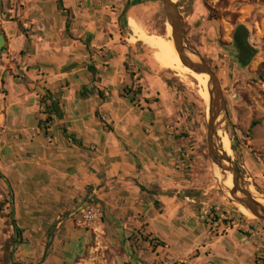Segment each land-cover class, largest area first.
<instances>
[{
    "label": "crops",
    "instance_id": "crops-1",
    "mask_svg": "<svg viewBox=\"0 0 264 264\" xmlns=\"http://www.w3.org/2000/svg\"><path fill=\"white\" fill-rule=\"evenodd\" d=\"M118 1L62 0L69 33L57 0H11L17 21L0 22L12 50L0 59V174L13 192L18 227L37 241L39 264H74L84 239L76 219L90 201L122 238L141 241L157 227L158 236L173 232L209 245L190 205L193 151L164 119L166 86L150 81L135 56L137 43L122 42ZM128 87L142 88L136 103L123 97ZM48 93L64 116L45 124L41 99ZM232 232L222 237L230 242L223 256L240 246Z\"/></svg>",
    "mask_w": 264,
    "mask_h": 264
},
{
    "label": "rangeland",
    "instance_id": "rangeland-1",
    "mask_svg": "<svg viewBox=\"0 0 264 264\" xmlns=\"http://www.w3.org/2000/svg\"><path fill=\"white\" fill-rule=\"evenodd\" d=\"M128 1H118L117 8L121 13ZM175 3L184 18L188 40L221 85L227 114V122L220 126L222 135H226L224 152L240 171L243 181L264 198V0H175ZM14 5L11 0H0V22H6L7 27L17 21L8 11ZM163 12V0H132L127 15L121 18L123 29L120 33L124 44L137 43L135 56L151 76L150 81L166 86L164 119L177 132L179 141L184 142L187 149L193 148L189 157L194 180L188 192L194 203L190 205L195 224L202 225L210 234L209 245L203 249L204 239L188 236L180 240L173 232L171 237L163 236L161 232L158 236V228L153 226V235L142 237L141 241L122 238L108 225L102 208L90 201L89 206L98 207L101 215L86 220L80 212L76 227L83 230L84 239L75 247L73 263L136 264L131 257L133 251L139 264H262L264 222L248 216L242 207L225 195L210 164L207 150L208 86L202 79L188 77V81H182L172 71L159 70L154 60L156 51L143 42L132 41L134 31H143L161 40L162 45L174 48L170 41L172 36H167L169 32ZM242 25L248 29L249 43L256 50L247 66L239 62L233 41L235 31ZM6 30L10 31L9 28ZM3 34H6L5 29L0 26V35ZM3 48L0 59L12 53L8 45ZM22 54L26 52L22 51ZM1 63L5 66L7 61ZM253 122L257 124L250 128ZM181 195L186 194L181 192ZM13 203V192L0 174V264H39L32 253L36 247L35 238L29 240L23 233L21 242L13 243L16 223ZM155 208L162 214L165 212L160 204H155ZM59 222L60 219L52 225L53 232ZM230 231L233 232L229 237L233 234L240 246L223 256L224 245L230 242L222 237ZM232 241L236 242L235 239ZM47 246H50L48 242ZM235 255L241 259L239 262Z\"/></svg>",
    "mask_w": 264,
    "mask_h": 264
},
{
    "label": "water",
    "instance_id": "water-1",
    "mask_svg": "<svg viewBox=\"0 0 264 264\" xmlns=\"http://www.w3.org/2000/svg\"><path fill=\"white\" fill-rule=\"evenodd\" d=\"M131 4L132 0H129L123 9L121 18L127 15ZM163 8L166 25L171 27L172 42L179 59L184 66L194 73L206 74L209 77L207 88L209 90L207 150L214 176L222 191L232 202L249 211L253 215V219L264 222V205L257 202V199L250 190L251 187L243 181L240 171L235 167L234 162L222 150L220 145V135H222L220 126L221 123L227 122L226 104L222 89H220V82L200 53L188 40L185 32L184 18L180 14L178 5L173 0H163ZM248 36V29L243 25L237 28L233 36L236 52H238V60L244 66L249 65L256 55V50L250 45ZM5 44L4 35H0V57L4 51L3 47H5ZM188 54L194 56L197 61H192L188 57ZM229 177L232 178V187L228 186ZM131 255L132 260L136 264H139L140 262L133 251Z\"/></svg>",
    "mask_w": 264,
    "mask_h": 264
},
{
    "label": "bare ground",
    "instance_id": "bare-ground-1",
    "mask_svg": "<svg viewBox=\"0 0 264 264\" xmlns=\"http://www.w3.org/2000/svg\"><path fill=\"white\" fill-rule=\"evenodd\" d=\"M173 1L175 2V0H173ZM137 28H139V27H137ZM167 30L169 32V34H167V36L170 38L171 37V27L169 25L167 26ZM132 41L133 42H136V41L143 42L146 46H148L152 50L156 51L154 54V60L156 62V67L159 70L164 71V72L165 71H172V72L176 73L177 76L181 78V80L183 79L185 81H188V77H193V78L199 79V80L202 79L204 81V83L208 86V83H209L208 75L196 74L192 70H190L189 68L184 66L183 63L181 62V60L179 59V56H178L177 52L175 51V48L162 45L161 40L156 39L154 37H150V35L146 34L143 31H134ZM170 41L174 47V44H173L171 39H170ZM188 57L192 61H197V59L192 55L188 54ZM220 138H221L220 139L221 148L223 151H225L226 135H220ZM228 186L232 187V178L231 177H229V179H228ZM250 190L254 194V197L257 199V202L264 205V199L262 197H260L259 195L255 194L253 192L252 188ZM243 210L246 212V214L248 216H250L251 218L253 217V215L249 211H247L244 208H243Z\"/></svg>",
    "mask_w": 264,
    "mask_h": 264
},
{
    "label": "trees",
    "instance_id": "trees-1",
    "mask_svg": "<svg viewBox=\"0 0 264 264\" xmlns=\"http://www.w3.org/2000/svg\"><path fill=\"white\" fill-rule=\"evenodd\" d=\"M57 4H58V9L59 12H61L65 17H66V32L69 33L70 31V24H71V20H70V12H68V10H66L63 6L62 0H57ZM126 68L128 70V66L126 64ZM90 72L92 73V75L95 77L97 75V71L95 70L94 67H90ZM131 77H134V74L131 75ZM94 81L96 82L95 78ZM169 86V84H168ZM142 95V88L141 87H128L124 90L123 93V97L127 98L130 100L131 103H136L138 101V98ZM98 96L101 99H104V95L101 94V92L98 93ZM82 98L86 97L85 92L81 94ZM147 103H149V100H146ZM41 105H43V113L45 115H47V118L45 120V124H49L53 121V119L56 117L57 119H62L64 116V113L62 111V107L60 104V100L57 97H54L53 95H50V93H48L47 95H45L44 97H42L41 99ZM256 122H253L250 126V128H253L254 126H256ZM186 137V136H185ZM73 142H75V140L73 139V137H69ZM176 139L179 141L180 137L176 136ZM185 140V139H184ZM185 150H191L193 151V148H189L187 149L185 147ZM155 204H158L157 202H155ZM217 219H219L218 216H216ZM15 224V239L13 240L14 244H19L21 242L22 239V234H23V230H21L16 223ZM249 236V235H247ZM262 264H264V261H261Z\"/></svg>",
    "mask_w": 264,
    "mask_h": 264
},
{
    "label": "built area",
    "instance_id": "built-area-1",
    "mask_svg": "<svg viewBox=\"0 0 264 264\" xmlns=\"http://www.w3.org/2000/svg\"><path fill=\"white\" fill-rule=\"evenodd\" d=\"M83 214L86 220H91L99 217L101 215V211L96 206H88L86 210L83 212Z\"/></svg>",
    "mask_w": 264,
    "mask_h": 264
}]
</instances>
